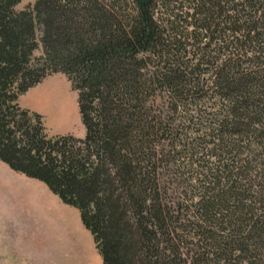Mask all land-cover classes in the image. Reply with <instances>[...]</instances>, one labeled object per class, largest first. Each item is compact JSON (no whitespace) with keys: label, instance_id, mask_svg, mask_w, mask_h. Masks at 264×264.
<instances>
[{"label":"trees","instance_id":"1","mask_svg":"<svg viewBox=\"0 0 264 264\" xmlns=\"http://www.w3.org/2000/svg\"><path fill=\"white\" fill-rule=\"evenodd\" d=\"M20 3L0 0V163L102 264H264V0ZM56 74L82 138L18 104Z\"/></svg>","mask_w":264,"mask_h":264},{"label":"rangeland","instance_id":"2","mask_svg":"<svg viewBox=\"0 0 264 264\" xmlns=\"http://www.w3.org/2000/svg\"><path fill=\"white\" fill-rule=\"evenodd\" d=\"M36 0H21L23 10ZM42 55L41 48L34 56ZM21 108L42 117L48 136L82 138L77 93L67 79L50 75L20 97ZM0 264H102L78 212L41 183L0 163Z\"/></svg>","mask_w":264,"mask_h":264}]
</instances>
